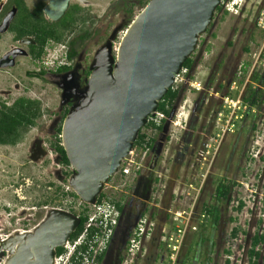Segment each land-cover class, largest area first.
Segmentation results:
<instances>
[{
    "label": "rangeland",
    "instance_id": "1",
    "mask_svg": "<svg viewBox=\"0 0 264 264\" xmlns=\"http://www.w3.org/2000/svg\"><path fill=\"white\" fill-rule=\"evenodd\" d=\"M36 1L38 0H25L29 12ZM123 2L124 0L71 1V6H79L81 12L76 14L70 9V15L74 18L81 15L102 28L83 44V61L77 63L74 69L75 72L78 69V73L84 70L80 88L83 93L88 88V74L91 73L97 51L109 45L115 54L127 27L148 3L135 5L133 15L128 17L120 10ZM263 12L264 0H244L236 15L224 14L216 18L214 14L216 19L212 21L209 30L212 35L202 34V38L208 37L206 49L209 52L207 51L208 55L200 64L207 66L209 79L201 94L200 90L191 92L192 104L187 102L183 110L188 115L187 120L193 119L194 126L203 119V109L207 104L211 110V118L205 122L206 126L210 123V130L207 134L203 130V134L199 135V139L205 141L207 146L198 145L197 148L203 152L200 155L195 153L190 165L193 167L195 163L193 170L198 174H206L196 200V209L204 213L205 210L214 208L218 211L219 219L213 224L208 212V217L203 222L194 217L191 219L190 224L196 227V231L186 233L179 251L178 264H250L249 250L253 237L255 234L264 237V29L257 25ZM93 17V20H89ZM80 25L81 22L74 24L73 29ZM12 36L9 29L0 34V58L10 48L18 45ZM66 39L67 36L62 33L60 42L64 43ZM50 44L54 45V42ZM20 48L26 55H18L13 66L0 67V106L2 103L10 106L18 98H27L40 103L42 116L33 127L21 132L15 145H0V264H5L9 255V250L4 246L9 238L17 233L32 231L52 208L79 216L84 203L79 197L72 198L68 194L73 192L67 176L69 169L65 171L63 167L50 163V153L49 157L41 154L31 158L36 141L40 142L41 148L54 142V136L48 131L51 119L55 112L66 106L65 99L72 98L70 91L63 90L53 81H62L66 89L68 82L72 81L69 75L73 72L64 75V79H56L49 74L40 79L30 78L27 72L36 71L39 68L38 62L30 59L24 44ZM51 51L49 49L47 52ZM241 64L246 66L244 71L239 68ZM202 66L197 70H202ZM72 76L76 81V76ZM202 76L204 79L205 74ZM71 86L74 83L72 85L71 82ZM241 91L240 109L231 113L232 102ZM185 96L186 88H182L173 105L174 114L183 106L182 99ZM223 97H228L229 101ZM75 102L73 100L72 104ZM71 108L72 105L69 110ZM219 112H222L221 116L218 115ZM174 114L168 121L166 133L161 132L156 136L158 141L154 153L155 156L162 149L167 151L166 160L171 167V179L166 184L167 195L177 188L176 181L181 180L180 165L183 164L176 157L175 151L186 122L181 121V126L174 127L171 123ZM173 129L175 141L167 144L169 133ZM192 135L195 133L192 132ZM221 178L227 180L230 186L232 182L234 185L227 198L218 200L214 196L215 186ZM199 180L194 183L196 188ZM182 181V186L189 183L186 177ZM50 182H55L56 192L53 188H47ZM191 196H194L193 191ZM240 202L242 208L239 210ZM143 207L136 199L128 203L107 260L110 261L113 255L115 258L117 249L121 248L134 224V217ZM235 228L238 233L232 238L231 232ZM202 238L205 241L200 243ZM255 250H259L263 256L264 243ZM257 264H264V259L260 257Z\"/></svg>",
    "mask_w": 264,
    "mask_h": 264
},
{
    "label": "water",
    "instance_id": "2",
    "mask_svg": "<svg viewBox=\"0 0 264 264\" xmlns=\"http://www.w3.org/2000/svg\"><path fill=\"white\" fill-rule=\"evenodd\" d=\"M68 1L51 0L44 13L52 21L59 20ZM220 2L150 0L127 27L115 54L109 45L97 51L88 88L68 111L61 128V145L73 168L69 184L82 202L93 204L117 171L148 115L157 110L175 75L195 51ZM13 14L3 20L1 33ZM18 55L26 52L10 51L0 59V67L13 66ZM173 111L174 107L162 133H166ZM79 224V216L50 210L32 231L17 233L5 242L9 250L5 264H52L56 249Z\"/></svg>",
    "mask_w": 264,
    "mask_h": 264
},
{
    "label": "built area",
    "instance_id": "3",
    "mask_svg": "<svg viewBox=\"0 0 264 264\" xmlns=\"http://www.w3.org/2000/svg\"><path fill=\"white\" fill-rule=\"evenodd\" d=\"M243 2L244 0H221L214 14L216 13L217 17L224 14L236 15L241 10ZM263 16L264 12L257 20V25L262 29H264ZM201 38L202 35L198 38L196 49ZM48 50L37 61L39 66L55 68L66 63L64 47L60 53L55 51L49 53ZM192 69L193 67L189 69L182 66L169 89L179 92L181 86H186L188 92L199 90L204 81L203 73L198 70L191 73ZM241 94L242 91L232 102L231 113L235 109H240ZM223 99L229 101L228 97H223ZM189 101L190 99L186 98L182 102L183 106H180L174 114V119L171 121L174 127L181 126V121H187L188 115L183 109ZM218 115L221 116L222 112ZM167 118L164 112L159 110L148 115L145 125L150 126L142 131L144 137L136 144H134L135 139L131 150L121 159L117 171L104 183L96 201L93 204L83 203L86 205L83 210L86 221L82 231L76 238H69L60 247L62 252L60 254L56 252L52 264H104L122 221L123 212L133 199L141 202L144 207L134 217L136 218L134 224L123 240L121 248L117 249L114 264H178L179 251L186 233L196 231V227L190 224L191 219L194 217L195 220L203 222L208 217L206 210L202 213L196 209V200L202 190L206 174H198L193 170L186 176L188 184L182 186L181 178L176 181L177 188L172 194L167 195L166 184L171 179L170 167L166 160L167 151L162 150L164 154L161 152L155 161L154 152L151 149L156 136L159 135L158 127L163 126ZM174 135L175 130L173 129L169 133L167 144L175 141ZM63 168L65 171L69 169L67 176L70 178L73 168L70 165ZM197 180L200 183L196 188L194 183ZM141 191H145V197L138 195L142 194ZM192 191L193 197L191 196Z\"/></svg>",
    "mask_w": 264,
    "mask_h": 264
},
{
    "label": "flooded vegetation",
    "instance_id": "4",
    "mask_svg": "<svg viewBox=\"0 0 264 264\" xmlns=\"http://www.w3.org/2000/svg\"><path fill=\"white\" fill-rule=\"evenodd\" d=\"M50 1L51 0H46V1L38 0L32 6V10L30 12L28 10L27 11H28V13L37 15L38 17H42L44 23L46 25L50 26L56 32V35H57L56 37L61 36V38H62V33H65V35L67 36L66 41L64 43H62V42H60L61 39L60 40H56V39H54V37H52L44 46V54H46V50L47 49L55 51V50L58 49V46L64 47V49L66 51V63L58 65L55 68H46L44 66H41V65L39 66L38 65L39 68L36 71L27 72V75L30 78L40 79V78L44 77L46 74H49V75L55 77L56 79H58V78L64 79V77H65L64 75H66V74H68L70 72H73L72 75L76 76V81H75V77H73L72 75H69V77H70V79L72 81L68 82L69 86L66 89L64 88V83H62V81H60V80L53 81V83L55 85H57L58 87H61L63 90L70 91V95H71L70 97H72V98L71 99H65V101H66L65 105L66 106L62 107L60 111L55 112L54 113V117L51 119V123L52 124H50V128L48 129V131H51L52 136H54L53 137V141L54 142L53 143L49 142L47 144V147L44 146L43 147L44 149H43L39 145L40 142L36 141L35 151L32 153L31 158H34L33 155L34 156L36 155L38 157L41 154L46 155V157H47L49 155V153H50L49 162L53 163L55 166L64 167V165L62 163L61 156L54 149V144L57 142L58 138L60 139V144H61L62 123H63V120H64L65 116L67 115V113L69 111V107L71 105L73 106L75 104H78L82 100L83 95H84L82 90H80L81 84H82L81 83V77L84 74V70H82L80 73H78V69H76V72H75L74 69H75L77 63H81L83 61V55L85 54L84 48L82 49L83 44L87 40L91 39L92 36L94 37L96 34H98L99 31L102 30V28L100 26H96L94 23L84 19L81 15H79L77 18H74L73 15H70V11L71 10L73 12H75L76 14H80V12H81V9H80L79 6H71V1L72 0L68 1V7H67L65 13L62 15V17L59 20H57V21H52L44 13V8L49 4ZM126 1H127V3H125ZM126 1L124 0L122 8L120 10L122 12H124V14L126 16L129 17V9L132 8L133 6L137 5L138 4V0H126ZM15 2H16V0H0V24H2L3 20L5 19V17L10 12L14 11L12 19L10 20L8 28H7V30L5 32H7L8 29L10 31V28L12 26V23L16 19V16L18 14H21V12L19 11V9H20L19 7L23 6V7H25L27 9L25 0H20L19 3H15ZM222 16L223 15H221L220 17H222ZM69 18H71L72 20H70ZM216 18H217V14H216ZM216 18H215V15H214L212 20H214ZM66 19L68 20L69 24H68V26L64 27V25H63L64 22H65L64 20H66ZM93 19H94V17L90 18L89 20H93ZM78 22H81V25L79 26V28L77 27L78 29L77 28L73 29V25L78 23ZM210 26H212V22L210 23V25L207 28L205 33L212 35V32L209 33ZM10 32L13 35L12 36L13 40L15 42H17L18 45H15L12 48H10V50H8L7 53H9L10 51L15 50V49H21L20 48L21 40L24 39V38H28L29 43L24 44V45L27 48V55L30 57L31 60H33L32 56H31L32 49L36 48L38 46V43H36L35 40L33 39V37H31V36H26V37H23L21 39L15 40L14 33L12 31H10ZM0 34H2V33L0 32ZM210 35H208V36H210ZM82 37H86V38L82 39ZM207 38L208 37L202 38L200 40V43H199L197 49L189 56V59L192 61L191 66L189 67V69H191L193 67V69L191 70V73L192 72L193 73L196 72L197 68L202 66L200 63L202 61H204V59L208 55V54H206L207 51H208V49H206L207 48ZM50 42H54V45L50 44ZM51 45H52V48H51ZM7 53H5V54H7ZM70 53L74 54V56L71 59H69V54ZM4 55H2V57ZM6 60H8V58ZM64 68H66V69H64ZM239 68L244 71V69H246V66H245V64H241L239 66ZM200 71L203 74H205L204 81L202 83L201 88L199 89L200 90L199 93L201 94V92L204 90V86H206L204 84L208 82L209 73H206L207 72V66L206 65L202 66V70H200ZM71 82H72V85L74 83V86H71ZM182 88H184V89L186 88V96L183 99L181 98L182 102H183L186 98L190 99V94H191L192 91L188 92L186 86H181L180 91L178 92V96H179ZM178 96H177V98H178ZM209 96H211V95H209ZM73 100H76L75 104H72ZM176 101H177V99L175 100V102ZM190 103H191V101H190ZM209 111H211V110L209 109V106L207 104L204 107V109H203V116H202L203 119L201 121L197 122V126H194L193 119H188L186 121V125H185V128H184V131L182 132L181 137H180L178 143L176 144V151H175L176 157L180 158L181 162H183V164L180 165L182 167V173H181V178L182 179L184 177H186L187 175H189L194 169L195 163H193V167L190 165L191 159L194 158L193 157L194 154L197 153L198 155H200V153L203 152L202 150L197 148L198 145H200L201 147H206L207 146L205 141H202L201 139H199V135L203 134L202 133L203 130H206V134L210 130V127H211L210 123L207 122L208 123L207 126L205 125V122L209 121L210 118H211V117H209V115H210ZM194 115L197 116L195 113H194ZM41 116H42V114H41ZM199 117H200V115H199ZM36 120H35V123H36ZM22 131H24V130L20 129L19 130V134H21ZM161 132H162V129H161V131L159 133H161ZM192 132L195 133V135H192ZM156 142L157 141L155 140L153 142L154 143L153 146L151 147V149H152V151L154 153H155ZM42 143H43V145L45 144L44 139L42 140ZM0 145H11V144H1L0 143ZM162 150L164 151V149H162ZM162 150H161V152H162V154H164V152ZM161 152H160V154H161ZM207 152H209V151H206V153ZM52 153H53V155L51 156ZM159 155L157 154V155L154 156V160L155 161H157V158L159 157ZM170 171H171V167L169 168V175H170ZM54 176H55V179H56V171L54 172ZM222 180H224L223 182L226 185L229 186V193H230L231 188L234 185V183L232 182L231 186H230L229 183L227 182V180H225L224 178H221L218 181V183L220 181H222ZM218 183L215 186V190H216V187H217ZM47 188L48 189H52L53 188L54 191L56 192L57 186H56L55 182H50L49 186ZM141 192H142L141 196H144L145 191H141ZM229 193H228V195H229ZM214 196L216 198L215 194H214ZM52 209H55V208H52ZM116 256H117V254H116ZM116 256H115V258H116ZM107 257H108V255H107ZM107 257H106V260H105L104 264H109L110 262H111L110 264H114V260H115L114 255H113V257H112V259L110 261L107 260V259H109Z\"/></svg>",
    "mask_w": 264,
    "mask_h": 264
},
{
    "label": "trees",
    "instance_id": "5",
    "mask_svg": "<svg viewBox=\"0 0 264 264\" xmlns=\"http://www.w3.org/2000/svg\"><path fill=\"white\" fill-rule=\"evenodd\" d=\"M150 0H138L139 4H144L145 2H149ZM20 0H16L15 3H19ZM19 11L21 14L16 16V19L12 23L10 31L14 33L15 40L21 39L26 36H31L38 43L36 48L32 49V59L33 61L40 60L44 54V46L45 44L52 38L56 40H60L61 36L56 37V32L48 25H46L42 19V17H38L37 15L28 13L25 7H19ZM133 8L129 9V16L133 15ZM218 9V8H217ZM68 18V17H67ZM72 20L71 18H69ZM64 27L68 26V20H64ZM86 37H82L85 39ZM74 56L73 53L69 54V59ZM192 61L188 58L183 66L190 67ZM66 69V68H64ZM178 96V90L172 91L168 89L167 93L161 99L158 104L157 110L164 112L165 116L168 117L171 107L173 106L175 100ZM42 114L40 103L35 100H30L27 98H18L14 101V103L10 106L5 105L4 103L0 106V143L1 144H11L14 145L18 137L20 136L19 130H25L29 127L35 125V120L38 119ZM150 125H145L139 132L136 137V141L134 144L139 143L144 137L142 131L144 128L149 127ZM162 126L158 127V131L160 132ZM54 149L58 154L61 156L62 163L64 166L68 167L69 162L64 152L62 145L60 144V139L58 138L57 142L54 144ZM224 180L220 181L216 187L215 195L216 198L225 199L229 193V186L226 185ZM71 195L72 198H78L75 192L68 193ZM82 212L79 214L80 224L76 228V230L71 234L70 239L76 238L83 229L84 222L86 221V216L84 214V208L86 207L85 204H82ZM242 208V203L240 202L238 209ZM207 211V210H206ZM73 212V211H72ZM212 216L213 224H215L219 219V214L216 209H208L207 211ZM238 230L235 228L231 232L232 238L237 236ZM210 235L212 236V230L210 231ZM205 240L204 238L201 239L200 243H203ZM264 243V237L258 234H255L251 241V248L249 250V263L250 264H257L258 259H264V255H260L259 250H255L256 247L260 244ZM57 254L62 252V248H57ZM229 253V251H227ZM104 256V255H103ZM103 256L100 258L102 260ZM226 263H228L226 261Z\"/></svg>",
    "mask_w": 264,
    "mask_h": 264
},
{
    "label": "clouds",
    "instance_id": "6",
    "mask_svg": "<svg viewBox=\"0 0 264 264\" xmlns=\"http://www.w3.org/2000/svg\"><path fill=\"white\" fill-rule=\"evenodd\" d=\"M61 51H62V47L61 46H58V49L55 50V52H57V53H60Z\"/></svg>",
    "mask_w": 264,
    "mask_h": 264
},
{
    "label": "bare ground",
    "instance_id": "7",
    "mask_svg": "<svg viewBox=\"0 0 264 264\" xmlns=\"http://www.w3.org/2000/svg\"><path fill=\"white\" fill-rule=\"evenodd\" d=\"M23 233H26V232H23ZM9 256V255H8Z\"/></svg>",
    "mask_w": 264,
    "mask_h": 264
}]
</instances>
